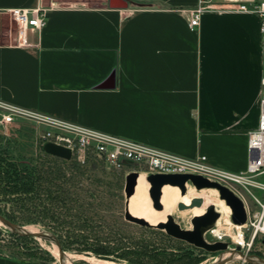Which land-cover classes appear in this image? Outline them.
Listing matches in <instances>:
<instances>
[{"label": "crops", "instance_id": "1", "mask_svg": "<svg viewBox=\"0 0 264 264\" xmlns=\"http://www.w3.org/2000/svg\"><path fill=\"white\" fill-rule=\"evenodd\" d=\"M127 1L0 0V17L12 22V8L46 9L25 41L2 28L0 100L245 170L264 74L259 18L206 10L190 28L197 0ZM0 264L35 263L2 254Z\"/></svg>", "mask_w": 264, "mask_h": 264}, {"label": "rangeland", "instance_id": "2", "mask_svg": "<svg viewBox=\"0 0 264 264\" xmlns=\"http://www.w3.org/2000/svg\"><path fill=\"white\" fill-rule=\"evenodd\" d=\"M83 1L92 6L107 3V0ZM4 27L13 32L17 29V23L7 17H0V42L4 41ZM1 113L0 109V156L5 155L4 151H7L22 163L40 168V163L44 162L45 167H53L49 170H54V163L57 161L45 157L39 151L38 134L42 127L22 118L4 123ZM84 162H79L83 165L81 168H71L70 163L61 164L63 173L60 174L64 176L49 175L50 179L44 182L41 191L33 190L26 200L9 198L8 196L16 195V192H5L1 184L0 209L12 211L22 225L55 234L65 252L66 264H213L220 252H207L175 239L155 226H140L125 220L123 187L109 188L107 184L116 181V178L121 181L122 178L124 185L122 171L107 169L102 162L101 165L91 162L84 165ZM98 179L101 182H98ZM166 187L162 191V211L154 210L147 190H141L139 195L144 199L146 208L144 212L135 214L153 225L164 221L166 214H172L182 227H191L189 219L193 209L178 210L176 207L177 202L188 199L186 196L180 198V190L177 188ZM191 187L194 192L198 191ZM254 193L260 196L259 191L254 190ZM18 194L23 196V192ZM206 203L200 202L197 206L204 209ZM220 218V221H217L219 225L216 223L213 229L214 232L205 233V239L209 242H234L232 236L238 228ZM229 221L231 222L230 219ZM15 238L0 225V243L7 252L13 251L17 256L30 258L35 262L46 260L52 264H60L58 253H54L50 242L35 238ZM257 247L259 250L252 251L261 252L264 256V245L255 241L252 248ZM241 251L244 252V249ZM226 264L248 263L233 259Z\"/></svg>", "mask_w": 264, "mask_h": 264}, {"label": "built area", "instance_id": "3", "mask_svg": "<svg viewBox=\"0 0 264 264\" xmlns=\"http://www.w3.org/2000/svg\"><path fill=\"white\" fill-rule=\"evenodd\" d=\"M227 6L217 8L212 0H197L190 10L187 22L190 28L199 25L201 14L206 10H228L255 14L259 18L264 44V0H226ZM17 23L18 38L25 41L27 29L44 26L46 9L12 8L8 10ZM259 119L257 128L247 134L249 158L245 170L228 171L207 163L205 156L186 158L173 152L116 134L97 130L77 122L17 106L0 100L1 119L11 123L17 118L26 119L42 127L38 134L39 146L51 142L68 148L71 157L79 162L92 157L107 169L122 171L123 178L130 171L138 174H198L218 182L237 195L244 206L246 221L236 230L240 249L249 253L255 241L264 244V74L260 78ZM263 178V180L261 179ZM260 192V196L254 193Z\"/></svg>", "mask_w": 264, "mask_h": 264}, {"label": "water", "instance_id": "4", "mask_svg": "<svg viewBox=\"0 0 264 264\" xmlns=\"http://www.w3.org/2000/svg\"><path fill=\"white\" fill-rule=\"evenodd\" d=\"M129 2L127 0H107V5L110 8H127ZM106 84H101V86ZM42 149L54 156L69 160L71 158V151L63 146L46 142L42 145ZM139 174L135 171H130L125 175L123 193L125 198L124 203V218L127 221L136 223L140 226H155L165 231V233L175 239L182 240L188 244L203 249L207 252H220L218 257L214 260L213 264H226L227 262L237 259L248 264H264V259L256 254L244 253L241 251L238 244L224 240H215L209 242L205 239V233L212 229L220 214L215 209L213 204L205 206V211L202 214L191 216V228H183L174 218L172 214L166 215L164 222L157 224H150L142 217L133 216L128 209L129 199L135 192L137 179ZM149 183L148 196L151 201L152 208L155 210H162L161 203L162 187L170 185L177 187L180 190V195L186 194V184L192 185L196 190L202 188H212L218 193V198L223 200L230 210V220L233 224L242 225L246 221V213L241 199L235 195L229 188L219 184L215 181H210L207 178L191 173H173V174H149L145 177ZM199 202L198 198L192 197L188 204L177 202L176 207L178 210H185L193 208ZM0 225L12 233L24 236H32L35 239H41L53 244L58 253V260L60 264H66L64 257L65 252L61 248L59 241L55 234L45 230H37L35 232L27 229V225H22L11 221L3 214H0ZM43 264H52L44 262ZM130 264V263H129Z\"/></svg>", "mask_w": 264, "mask_h": 264}, {"label": "trees", "instance_id": "5", "mask_svg": "<svg viewBox=\"0 0 264 264\" xmlns=\"http://www.w3.org/2000/svg\"><path fill=\"white\" fill-rule=\"evenodd\" d=\"M39 149H40L39 150L40 153L43 154L45 157H51L57 161L55 162L56 164L54 163L55 165L54 170H51V169L49 170V168H53V167H49V166L45 167L44 162L40 163L41 164L40 168L32 164H25L24 162L22 163L21 161L15 159L12 155H9L7 151H4L5 155L0 156V185L2 184L3 190H5V192H9L10 194L16 192V195H17V196L16 195L8 196L9 198L10 197L11 199H21L22 198L25 200L27 198L29 199V195L33 190L36 189V190L41 191V188L44 186V182H46V180L50 176L56 175V174L64 176L63 174H60V173H63L61 171V168H62L61 164L63 163L64 164L70 163L71 168L72 167L81 168V166H83L73 157H71L69 160H65V159L59 158L57 156H54L52 154L45 152L41 146H39ZM86 159L87 160H85V162L83 163L84 165H88L89 162H91V164H94V165L95 163L96 164L101 163L100 161L92 157H89ZM117 179L118 178H116V181H111L107 183L109 185V188L115 187L117 189H122L123 179L121 178V181L120 180L118 181ZM97 181L101 182V180L99 179ZM19 192H23L22 194L23 196H21V194H18ZM0 214H3L5 217H7L13 222L22 224L18 221V219L16 218V216L13 214L12 211L10 212V211H4V209L3 210L0 209ZM7 232L12 237L14 238L16 237L15 239H26V238L34 239V237L32 236L19 235L16 233H12L9 230H7ZM11 245H14V244H11ZM2 254L8 255L10 257H14V258H17L23 261L35 263V264H43L44 262H49L46 260H40V262H35L30 258L19 257L13 251L7 252L3 244L0 243V255ZM255 254L262 257V255L259 252H255Z\"/></svg>", "mask_w": 264, "mask_h": 264}, {"label": "bare ground", "instance_id": "6", "mask_svg": "<svg viewBox=\"0 0 264 264\" xmlns=\"http://www.w3.org/2000/svg\"><path fill=\"white\" fill-rule=\"evenodd\" d=\"M145 174L144 173H140L139 174V177H138V179H137V184H136V187H135V192H134V194L130 197V199H129V204H128V209H129V212L133 215V216H137L135 213H137V212H140V211H143L144 212V210H145V208H146V203L144 202V199L139 195L140 194V192H141V190H148V187H149V183L146 181V179H145ZM139 181H141V182H145L144 184H142V183H139ZM166 186H169V187H172V188H177V187H174V186H170V185H164L163 187H162V191L163 190H165V188H167ZM192 186V185H191ZM188 183L186 184V188H187V194H185L184 196H181L180 195V198H184L185 196H186V199H188V200H186V201H184L183 203H185V204H188L189 202H190V199L192 198V197H196V198H198V200H199V202L198 203H200V202H207L206 204H205V206L206 205H208V204H213L214 206H215V209L219 212V214H220V216H219V218L221 217V218H224V220L226 221V222H228V224L230 223L234 228H241L243 225H236V224H233V223H231L230 221H229V219H230V213H231V210H230V208L227 206V205H225V203H224V201L223 200H220L219 198H218V193H217V191L215 190V189H212V188H202V189H200V190H198V191H196V192H194V190H193V188L191 187ZM141 188V189H140ZM178 189V188H177ZM179 190V189H178ZM196 190V189H195ZM147 192V191H146ZM161 197H162V195H161ZM197 203V204H198ZM201 206V205H200ZM202 207H199V206H197V205H195L193 208H190V210L191 209H193L192 210V214H191V216H194V215H199V214H202L204 211H205V207H204V209H201ZM155 210V209H154ZM163 210V209H162ZM162 210H160V211H162ZM156 211H159V210H156ZM167 215V214H166ZM143 218V217H142ZM218 218V219H219ZM220 218V219H221ZM217 219V221L219 222L220 220H218ZM165 220H166V217H165ZM164 220V221H165ZM164 221H160V222H164ZM217 221H216V223H217ZM189 222H190V219H189ZM158 223V222H157ZM156 223V224H157ZM151 224V223H150ZM218 225H219V223H217ZM190 225H191V223H190ZM216 225V224H215ZM215 227V226H214ZM214 227L212 228V229H210V230H208L207 232H209V231H212V232H214ZM183 228H191V227H183ZM27 229H29V230H31V231H33V232H35V231H37V229L35 228V227H33V226H28L27 227ZM233 237V239H234V242H236V243H238V236H232ZM52 248H53V250H54V253L56 254L57 253V249H56V247L52 244Z\"/></svg>", "mask_w": 264, "mask_h": 264}, {"label": "flooded vegetation", "instance_id": "7", "mask_svg": "<svg viewBox=\"0 0 264 264\" xmlns=\"http://www.w3.org/2000/svg\"><path fill=\"white\" fill-rule=\"evenodd\" d=\"M264 245V244H262ZM262 255V258L264 257L263 254L261 252H259ZM251 254H255V251H251Z\"/></svg>", "mask_w": 264, "mask_h": 264}]
</instances>
